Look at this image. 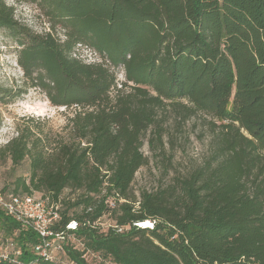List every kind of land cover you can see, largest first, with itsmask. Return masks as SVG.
Wrapping results in <instances>:
<instances>
[{
	"label": "trees",
	"instance_id": "1",
	"mask_svg": "<svg viewBox=\"0 0 264 264\" xmlns=\"http://www.w3.org/2000/svg\"><path fill=\"white\" fill-rule=\"evenodd\" d=\"M19 1L35 5L49 31H32L0 0V32L23 73L21 87H0V104L31 87L70 112L65 136L33 117L16 127L0 160L27 162L28 176L1 193L43 192L59 207L56 230L77 223L68 232L74 244L53 264H91L85 252L113 264H264V0ZM77 45L100 62L76 57ZM168 112L210 118V156L137 199L131 184L148 162L143 138L155 128L149 145L161 144L158 117ZM106 214L115 228L103 231ZM146 221L154 227L135 225ZM16 230L0 211L3 235ZM15 240L21 259H31L34 233L19 230Z\"/></svg>",
	"mask_w": 264,
	"mask_h": 264
},
{
	"label": "rangeland",
	"instance_id": "2",
	"mask_svg": "<svg viewBox=\"0 0 264 264\" xmlns=\"http://www.w3.org/2000/svg\"><path fill=\"white\" fill-rule=\"evenodd\" d=\"M14 8L15 18L36 33L48 32V22L35 5L19 0H5ZM55 36L63 39V32L58 30ZM14 43L0 32V87L16 89L23 84V73L16 63ZM76 57L84 62H100V58L84 46L77 45L74 49ZM119 81H123V71L115 69ZM24 89V88H20ZM18 98L6 104H0V148L16 135V127H23L28 118H34L44 130L65 136V117L69 110L53 106L38 89L28 87ZM210 118L204 114L182 118L173 112L162 113L158 117L161 128V144L150 147V139L155 138V128L147 131L143 138L141 151L147 157V165L141 167L135 174L131 184L133 195L139 199L143 191L154 192L172 186L182 176L200 166L209 156L212 146V134L207 121ZM28 176V163L12 168L9 161L0 160V192L4 186L12 185L18 176ZM45 195L43 192H34ZM64 196L73 199L76 194L65 191ZM111 214L104 215L100 221L101 230H107L114 225ZM0 231V238L3 237ZM74 244V241L72 242ZM75 245L77 243L75 242ZM91 264H113L100 256L87 255ZM63 264H68L63 259Z\"/></svg>",
	"mask_w": 264,
	"mask_h": 264
},
{
	"label": "built area",
	"instance_id": "3",
	"mask_svg": "<svg viewBox=\"0 0 264 264\" xmlns=\"http://www.w3.org/2000/svg\"><path fill=\"white\" fill-rule=\"evenodd\" d=\"M109 209L115 207L113 199L106 201ZM0 211L14 221L20 231H30L35 235V242L27 244L33 257L27 261L21 259L22 250L15 240L19 230L13 236L0 238V264H53L59 261L63 246L73 242L74 237L68 235L78 227L75 221H70L64 231L56 230L60 221L59 207L50 202L49 197L39 193L28 196L4 194L0 192ZM98 223V222H97ZM99 225V223H98ZM136 226L152 229L154 221L137 223ZM111 227H114L112 225ZM79 250L83 249L76 242ZM91 255L85 252L83 257ZM94 256V255H92Z\"/></svg>",
	"mask_w": 264,
	"mask_h": 264
}]
</instances>
